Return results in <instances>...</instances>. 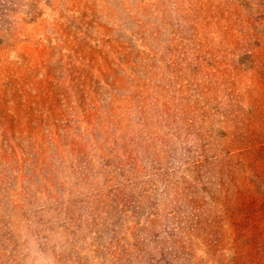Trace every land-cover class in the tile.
<instances>
[{"label": "rangeland", "instance_id": "rangeland-1", "mask_svg": "<svg viewBox=\"0 0 264 264\" xmlns=\"http://www.w3.org/2000/svg\"><path fill=\"white\" fill-rule=\"evenodd\" d=\"M264 0H0V264H259Z\"/></svg>", "mask_w": 264, "mask_h": 264}, {"label": "trees", "instance_id": "trees-1", "mask_svg": "<svg viewBox=\"0 0 264 264\" xmlns=\"http://www.w3.org/2000/svg\"><path fill=\"white\" fill-rule=\"evenodd\" d=\"M260 207L264 210V198L260 200ZM262 221L264 222V211L262 215ZM260 254L261 256L259 257V264H264V242L260 245Z\"/></svg>", "mask_w": 264, "mask_h": 264}]
</instances>
